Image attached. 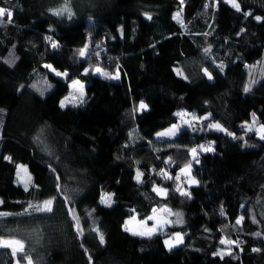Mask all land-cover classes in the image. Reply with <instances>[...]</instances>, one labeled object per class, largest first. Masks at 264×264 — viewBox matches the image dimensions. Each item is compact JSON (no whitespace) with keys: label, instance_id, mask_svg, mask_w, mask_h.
Segmentation results:
<instances>
[{"label":"trees","instance_id":"16d2710c","mask_svg":"<svg viewBox=\"0 0 264 264\" xmlns=\"http://www.w3.org/2000/svg\"><path fill=\"white\" fill-rule=\"evenodd\" d=\"M63 2L0 0L13 13L12 23L0 24V213L10 214L0 217V236L23 240L33 264H264V141L242 127L253 113L264 123V21L254 19L264 17V0H238L242 12L212 0H71L72 19L50 11ZM248 11L253 15L245 18ZM99 63L105 72L119 66L120 79L96 73ZM74 76L87 80L83 102L61 108ZM44 81L51 88L41 95ZM141 101L148 107L139 111ZM183 106L198 117L210 114V120L193 121L204 130L185 126L173 138L155 136ZM213 119L236 139L208 130ZM200 144L214 151L201 152L197 164L188 149ZM190 161L199 183L190 185L183 175L175 181ZM21 163L31 172L27 191L18 179ZM137 169L143 183L135 179ZM161 169L173 180L157 175ZM177 184L190 197L175 191ZM109 192L110 208L101 203ZM46 199H54L52 213L26 214L30 203ZM155 205L170 209L173 222L179 214L182 223L164 225L151 237L125 230L128 213L145 216ZM240 215L244 220L236 225ZM93 227L103 233V244ZM176 229L184 242L170 249L164 235ZM222 238L240 240L243 251L233 246L236 258L221 259ZM15 259L10 249H0V264Z\"/></svg>","mask_w":264,"mask_h":264},{"label":"snow or ice","instance_id":"6c2138e0","mask_svg":"<svg viewBox=\"0 0 264 264\" xmlns=\"http://www.w3.org/2000/svg\"><path fill=\"white\" fill-rule=\"evenodd\" d=\"M183 2H184V0H180L181 4H183ZM221 2H224L226 4L231 5V7L233 9H235L237 12H242L241 4L238 2V0H212L213 5L216 7H218ZM70 5H71V0H64L61 7L57 8V9H51L50 11L52 12L53 15H55L57 17H65L66 16L68 19H72L73 13H72ZM243 15L245 16V18H247L249 16H252L253 13L251 11H248V12H243ZM5 16H7L6 21L3 19ZM145 16L148 20L152 19V16L147 14V13H145ZM12 17H13V13L10 9L5 8V7H0V24L12 23ZM179 17H180V13L177 12L176 18L178 19ZM254 19L257 22L264 21V17H261V16H254ZM181 23H182V21H181ZM241 31H243V29H241ZM45 39L50 42L51 48L56 49L58 47L57 42L54 41L51 36H46ZM87 48H88V45L86 44L83 48L78 50V55L81 58L86 57ZM203 51L205 54H210L211 48H204ZM95 55L98 56L99 53H95ZM44 66L46 68L51 69L53 72H55V75H57V76H64V77L67 76L66 72L65 73L58 72L54 68H52L51 65H44ZM218 68L222 72L224 70V65L220 64V65H218ZM85 71L87 72L88 69H85ZM94 71L96 73L102 74L103 76H105L107 78L116 79V80L120 79L119 66H117V70H116L115 75H110L109 73L105 72L99 66H97L94 69ZM203 72L209 80L213 79L212 73L209 72L207 68L203 69ZM178 74H180V73L178 72ZM185 79H187V77H185ZM254 82L255 81H253V83ZM44 84H46V88L38 89L41 92V95H43L44 91L51 88V85L47 84V81H44ZM70 86L73 88L79 89V99L81 100V102H83V96H84L83 89L85 86L78 80H72ZM32 87L36 88L37 85L33 84ZM21 88H23V85H21ZM250 90H251L250 86H247L244 89L245 92H249ZM76 99H77V97H75V96L65 97L64 100H61L60 107L61 108L67 107L68 104H72L73 106H76ZM147 107L148 106L143 101H141L137 110L142 111V110L147 109ZM0 111H2V110H0ZM176 115L181 118L180 123L173 124L167 131L158 133L157 134L158 137L173 138L178 133H180L184 129L185 126L188 129H190L192 132H196L198 130L203 131L204 127H201L200 129H198L193 124V121L210 120V114L208 116H204V117L193 116L191 120L184 119L186 113L180 112V113H176ZM252 116H253L252 122L251 123L246 122L245 125H242V127L246 128V132L255 131V133H256V135H258L259 139L264 141V124H260L258 128H254V125L257 123L256 118H255V113H253ZM206 128L208 130L224 132L227 135L232 136L234 139H236L235 134L228 132L227 129L224 128L223 125H221L219 122L211 121L206 125ZM38 139H39V137H38ZM239 139L243 140V137H240ZM244 143L246 144V141H244ZM125 147H127V145ZM198 149L200 150L199 152H198ZM212 151H214V148L212 147L211 144H209L207 146H205L204 144H200L197 147H192V148L188 149V153L190 154L191 159L194 160L197 164L199 163L198 156L201 152L206 153V152H212ZM5 159H11V158L5 157ZM169 162H171V157H169ZM20 167L23 168V166H20ZM25 171H26V169H25ZM52 171H53V173H55V169H52ZM19 175H20V173L18 172V176ZM157 175H160L164 179H167V180H173V177L168 175L167 173H165L164 169H161L157 173ZM181 175L188 178V183L190 185L199 183L197 180H195V178H193L191 176V161L179 169L177 175L174 178L175 181H177V182L180 181ZM142 176H143V173L140 172L139 169H137L135 179L137 180L138 183H143V180L141 179ZM56 179L59 180V176H57ZM21 182L23 183L24 189L27 191L29 188L30 178H29L28 182H25L23 179H21ZM57 187L59 188V184L57 185ZM152 190L159 195H166L167 191H168L167 188L159 187V186H153ZM175 191H177L181 196L190 197V195H191L189 192L184 191L182 186L179 184H177ZM65 200H67V197H65ZM0 203H3V202L0 201ZM53 203H54V199H46L41 204H38V205H33L30 203L28 205V209H31L32 211L29 212L28 209H26L25 212L28 215H31L32 212L42 213V214H50L53 212ZM101 203L104 204L105 206L109 207V208L112 207V204H113L112 194L105 193L101 197ZM68 211L72 217V220L75 222L74 227H75L78 235L83 237L84 230L81 227V222H80L79 217L74 214V208L69 207ZM160 211L168 213L169 215L173 214V213H171V210L167 209V208L161 209ZM152 212H153V214L151 216H148L146 219L137 222L139 225V230L133 229V228L128 226L133 221H136L135 216H132L131 219L125 224V230L131 232L132 235L151 237L152 235L156 234L157 232L163 231L164 225L171 224V223H176V224L182 223V219H180L179 214H175V215H177V220L173 222L171 220L161 219L160 217H158L157 209H153ZM220 213H221V215H224L223 208L220 209ZM8 215H10V214L9 213H0V217H6ZM243 220H244V216L240 215L236 219L235 224L240 225L243 222ZM148 221H154L155 223H153V225L151 227H148ZM252 221H253V223H258V221L255 219L254 216L252 217ZM0 222H2V221H0ZM91 231L95 232L98 235V239H99L100 243L103 244L104 243V235L100 231L99 227H93L91 229ZM254 235L260 236L261 233L257 232V233H254ZM164 242L171 249L172 247H175L177 244H182L184 241H183L182 235L179 232H177V233L173 234L172 239H166ZM219 243L221 245L227 246L225 249H221L220 251H218L216 253V255L220 256L221 259H223L225 255L233 256V246H235L236 248H239L240 251H243V249L240 248L241 241L238 239L237 240H231V239L222 238V239H220ZM0 249H10L11 256L13 258H16L15 264H21V261H24L25 264H33L32 256H31L32 250L28 249L26 251L25 242L21 239H15V238L6 239V238L0 236ZM252 251L253 252H259L260 249L253 248ZM18 254H20L19 258H17ZM233 258H236V257L233 256ZM89 259H91V257H89Z\"/></svg>","mask_w":264,"mask_h":264},{"label":"rangeland","instance_id":"374dc122","mask_svg":"<svg viewBox=\"0 0 264 264\" xmlns=\"http://www.w3.org/2000/svg\"><path fill=\"white\" fill-rule=\"evenodd\" d=\"M0 7H2V6H0ZM168 9H169V12H171V10L173 11V9H171L170 6L168 7ZM174 13H177V11L174 10ZM96 66H99L100 68L104 69L103 66H102L100 63L97 64ZM52 67H53V66H52ZM53 68H54V67H53ZM54 69H55V70H58V72H61V73H65V72L67 73V70H65V69H60V68H57V67L54 68ZM116 70H117V69L110 70V71H106V72L109 73L110 75H115V74H116ZM72 80H78V81H80L84 86H85L86 81H87L85 78H82V77H80V76H74V77H71V78H70V85H71V81H72ZM70 85H69L68 91H67L66 93H64V94L62 95V97L60 98V101H61V100H64L65 97H72V96H75V97H77L76 102H79V101H80V99H79V89H78V88H73V87H71ZM83 91H84V94H85V92H86L85 87H84ZM83 97H84V96H83ZM180 112L186 113L184 119H187V120H191L193 116L198 117V115L196 114V111H195L194 109L189 108V107H184V106H183V107H179V108H177V113H180ZM252 119H253V116H250L249 119H244L242 122H243L244 124H245L246 122H247V123H251V122H252ZM180 120H181V118H180V117H177L175 120H173V121L167 123L166 125L161 126V127H158V128L155 130L154 135L156 136L158 133H161V132H165V131H167V130H168L173 124L180 123ZM211 121L219 122L221 125H223V123H222L221 121L217 120V119H213V120H211ZM211 121H210V122H211ZM260 124H264V123H260V122L257 121V123L254 125V128H258ZM223 127L225 128V125H223ZM27 160H28V158L25 159V162H26ZM188 163H189V162H188ZM185 164H187V163H185ZM185 164H183L182 166H184ZM20 166H23V168H21ZM19 167H20V169H19V173H20V175H19L18 179H19V180L23 179L25 182H28V180H29V178H30V182H31L32 177H31V172H30L29 168H27L26 165L23 164V163H21V164L19 165ZM25 169H26V171H25ZM194 178H195V177H194ZM187 179H188V178H187ZM159 187H162V186H159ZM107 194H112V193L109 192V193H107ZM112 198H113V196H112ZM113 199H114V198H113ZM163 208H164L163 205H159V206H158V205H155V206L152 207V209H151V210L148 212V214L145 215V216H141V215L137 214L136 211H133V212H131V213H128V214L125 216L124 223L126 224V223L131 219L132 216H135V217H136V221H133V222H132L131 224H129L128 226L131 227V228H133V229L139 230V225H138L137 222L146 219L148 216H151V215L153 214V212H152L153 209H157V215H158V217H160L161 219H168V220H169V215H168L167 213H165V212L160 211V210L163 209ZM153 223H155V222H154V221H148V227H151V226L153 225ZM177 232H179V233L182 235V230H180V229H176V230H173V231H172L171 233H169V234H165V235H164V241H165L166 239H172V238H173V234H174V233H177ZM2 237H4V236H2ZM182 237H183V235H182ZM4 238H6V239H11V238H15V237L10 236V237H4ZM15 239H17V238H15ZM165 245H166V244H165ZM166 246H168V245H166Z\"/></svg>","mask_w":264,"mask_h":264},{"label":"water","instance_id":"95a60500","mask_svg":"<svg viewBox=\"0 0 264 264\" xmlns=\"http://www.w3.org/2000/svg\"><path fill=\"white\" fill-rule=\"evenodd\" d=\"M205 68H207L208 71L211 72L210 69H209L207 66H202V67H201V72H202L203 74H204L203 69H205ZM211 73H212V72H211ZM204 76H205V74H204ZM212 76H213V73H212ZM205 77H206V76H205ZM206 79H208V78L206 77ZM213 79H214V76H213ZM213 79H212V80H213ZM208 80H209V79H208ZM212 80H209V81H212Z\"/></svg>","mask_w":264,"mask_h":264}]
</instances>
